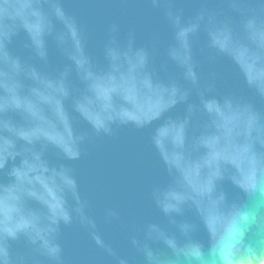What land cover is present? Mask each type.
I'll list each match as a JSON object with an SVG mask.
<instances>
[{"label": "water", "instance_id": "1", "mask_svg": "<svg viewBox=\"0 0 264 264\" xmlns=\"http://www.w3.org/2000/svg\"><path fill=\"white\" fill-rule=\"evenodd\" d=\"M0 264H264V0H0Z\"/></svg>", "mask_w": 264, "mask_h": 264}]
</instances>
